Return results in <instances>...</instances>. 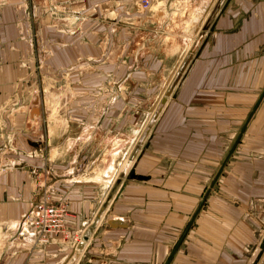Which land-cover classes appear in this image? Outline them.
I'll return each instance as SVG.
<instances>
[{"label":"crops","instance_id":"1","mask_svg":"<svg viewBox=\"0 0 264 264\" xmlns=\"http://www.w3.org/2000/svg\"><path fill=\"white\" fill-rule=\"evenodd\" d=\"M44 2L0 0V102L15 82L2 74L35 55L38 23L51 71L120 70L118 84L158 86L161 99L118 187L116 147L102 171L97 158L79 166V147L46 182L67 205L75 246L39 244L21 222L43 190L34 171L0 177V264H264V0L207 2L189 46L176 48L165 41L170 0H162L168 14L142 12L139 0ZM28 62L35 67L36 57ZM55 151L49 158L60 160L64 149Z\"/></svg>","mask_w":264,"mask_h":264},{"label":"rangeland","instance_id":"2","mask_svg":"<svg viewBox=\"0 0 264 264\" xmlns=\"http://www.w3.org/2000/svg\"><path fill=\"white\" fill-rule=\"evenodd\" d=\"M170 1L173 10L170 15L172 25L171 29L166 30L170 34H166L165 41L172 48L182 45L188 47L191 36L188 30L194 21L197 25L203 21L201 17L204 18V8L211 0H202L201 7H196V2L186 3L187 6L177 0ZM34 3L42 7L45 5L44 0H34ZM165 8L162 0H152L149 11L157 14L171 12ZM194 11H197V19L191 17L189 20L190 12ZM37 25L34 30L30 29L37 33L36 46L32 45L35 55L21 59L25 63L20 64L21 70L2 74L6 81L15 82L4 88V103L0 102V124L3 127L0 133L5 131L3 136L0 135V144L5 142L4 147H0V177L15 171H34L37 177L34 187L37 190L43 187L36 197L37 202L40 192L45 193L46 182H50L52 173L63 171L79 147H83L81 151L84 154L79 166L97 158L93 168L101 171L110 147H116V173L112 180L117 178L118 187L130 165H134L132 158L145 144L160 103L161 98L157 97H160L162 90L158 86L120 85L118 82L123 77L120 70L110 75L105 71L94 72L91 68L86 69V72L71 71L69 74L51 71L49 65L45 64L46 53L42 38L44 25ZM18 34L23 36V32L19 30ZM192 36L197 38L199 33ZM35 57V67L33 63L31 67L28 66V61ZM13 65L19 69L18 61ZM77 74L84 76V83L77 80ZM139 78L135 80L140 81ZM167 90L170 88H166ZM37 115H40V120L31 122L30 119ZM61 120L66 122L63 134L60 131ZM70 147L73 148L70 150ZM61 148L64 152L60 153V160H56L57 157L51 160L49 151ZM124 150L128 153L122 159ZM53 153L55 157L58 152ZM51 186L52 184H48L47 190ZM51 191H46L49 201L59 203L53 200ZM24 219L26 218L21 219L22 223Z\"/></svg>","mask_w":264,"mask_h":264},{"label":"built area","instance_id":"3","mask_svg":"<svg viewBox=\"0 0 264 264\" xmlns=\"http://www.w3.org/2000/svg\"><path fill=\"white\" fill-rule=\"evenodd\" d=\"M181 3H193L195 0H177ZM152 0H139V10L142 12L149 11ZM67 205L66 203L54 204L44 192H40L39 199L32 207L29 214L24 217L27 219L28 226L33 227L31 230L34 234V241L39 244H46L58 239H62L70 247L79 241V236L67 228Z\"/></svg>","mask_w":264,"mask_h":264},{"label":"water","instance_id":"4","mask_svg":"<svg viewBox=\"0 0 264 264\" xmlns=\"http://www.w3.org/2000/svg\"><path fill=\"white\" fill-rule=\"evenodd\" d=\"M129 179H132V178H134V171L133 170H131L130 172H129ZM263 243H264V239H263ZM262 245H264V244H262Z\"/></svg>","mask_w":264,"mask_h":264},{"label":"bare ground","instance_id":"5","mask_svg":"<svg viewBox=\"0 0 264 264\" xmlns=\"http://www.w3.org/2000/svg\"><path fill=\"white\" fill-rule=\"evenodd\" d=\"M184 4H186V3H184ZM187 5V4H186ZM188 6V5H187ZM207 7H205L204 9H206ZM69 246V245H68ZM75 246V245H74ZM73 255L75 256V257H77V254L76 253H73ZM72 255V256H73Z\"/></svg>","mask_w":264,"mask_h":264}]
</instances>
